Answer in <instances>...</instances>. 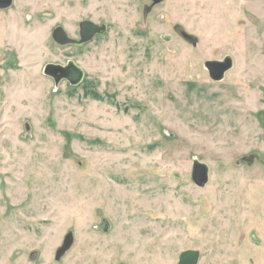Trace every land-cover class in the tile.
<instances>
[{"label": "rangeland", "instance_id": "374dc122", "mask_svg": "<svg viewBox=\"0 0 264 264\" xmlns=\"http://www.w3.org/2000/svg\"><path fill=\"white\" fill-rule=\"evenodd\" d=\"M84 19L105 31L52 39L58 25L78 38ZM225 57L215 80L205 63ZM70 62L78 83L45 72ZM187 249L198 264H264V0H13L0 264H177Z\"/></svg>", "mask_w": 264, "mask_h": 264}, {"label": "water", "instance_id": "95a60500", "mask_svg": "<svg viewBox=\"0 0 264 264\" xmlns=\"http://www.w3.org/2000/svg\"><path fill=\"white\" fill-rule=\"evenodd\" d=\"M12 1L13 0H0V8L4 9L9 7ZM105 29V24H98L92 20L84 19L79 22L78 39L70 37L60 25L52 30L51 36L52 39L60 45L82 44L90 41L96 34L105 31ZM181 35L193 45L196 44L195 38L192 35L183 31ZM231 64L232 60L230 57H225L223 60H209L205 63L210 76L215 80L221 79L225 71L231 67ZM45 72L53 74L55 77H58L59 73H61V78H63L62 74H64L65 77L71 79L72 83H78L83 76V70L73 62H70L66 66L48 65L45 68ZM191 179L197 186L203 187L208 181V166L204 162L194 159L191 167ZM72 243L73 234L67 232L61 246L56 251V259H59L71 247ZM199 258L200 252L198 250L187 249L179 254L177 264H198Z\"/></svg>", "mask_w": 264, "mask_h": 264}, {"label": "flooded vegetation", "instance_id": "af4514ba", "mask_svg": "<svg viewBox=\"0 0 264 264\" xmlns=\"http://www.w3.org/2000/svg\"><path fill=\"white\" fill-rule=\"evenodd\" d=\"M0 10H2V8H0ZM81 21H82V20H81ZM51 34H52V33H51ZM70 37H71V36H70ZM73 38H74V37H73ZM78 38H79V23H78ZM78 38H76V39H78ZM64 45H67V44H64ZM78 45H79V44H78ZM68 64H69V63H68ZM68 64H67V65H68ZM60 74H61V73H59V75H58L59 77H60ZM62 75H63V78H64V79H67V80H69V81L71 82V79L65 77L64 74H62ZM62 242H63V241H62ZM59 247H60V246H59ZM59 247H58V248H59ZM58 248H57V249H58ZM57 249H56V251H57ZM56 251H55V259H56Z\"/></svg>", "mask_w": 264, "mask_h": 264}]
</instances>
